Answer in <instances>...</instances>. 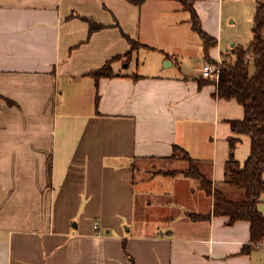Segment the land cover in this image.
<instances>
[{
    "label": "crops",
    "instance_id": "1",
    "mask_svg": "<svg viewBox=\"0 0 264 264\" xmlns=\"http://www.w3.org/2000/svg\"><path fill=\"white\" fill-rule=\"evenodd\" d=\"M257 1L197 0L194 9L219 44L224 7L253 24ZM128 39L139 44L129 59ZM114 57V76H90ZM203 58L177 0H0V184L9 183L0 199V264H264V240L241 252L249 222L212 215L199 184L181 198L176 188L188 177L167 173L184 168L164 166L181 162L171 157L177 146L215 188L243 197L224 182L227 139H240V164L249 154L248 137L229 127L243 110L214 97L216 86L199 85V69L183 64ZM137 175L171 180L167 195L155 189L136 207L147 193ZM258 211L264 216V195Z\"/></svg>",
    "mask_w": 264,
    "mask_h": 264
},
{
    "label": "trees",
    "instance_id": "2",
    "mask_svg": "<svg viewBox=\"0 0 264 264\" xmlns=\"http://www.w3.org/2000/svg\"><path fill=\"white\" fill-rule=\"evenodd\" d=\"M134 5H141L147 0H127ZM182 9L188 11L193 29L203 41L204 58L209 63L216 64L209 58L208 52L216 46V40L209 37L200 28V22L194 9L197 0H177ZM98 26L90 24V31ZM264 0H258L253 15L251 28L252 39L246 49L234 46L230 54L223 55L220 72L217 80L199 79V85L213 83L216 86L214 97L225 100H235L243 110L239 120L229 121V127L234 135L246 136L249 139V154L247 159L240 164L233 157V151L239 138L231 136L227 139L229 145V159L225 165V183L240 190L243 197L240 200L230 199L223 191L215 188L213 183L206 178L196 166L188 153L175 146L173 153L179 151L188 163V167L181 171H172L167 174H183L185 177L199 180V188L213 199L211 214L225 216L228 223L247 221L250 224V245L242 249L248 253L251 246L264 240V216L258 211V204L264 195ZM130 51L124 56L129 59L131 51L139 44L131 39ZM225 56V57H224ZM120 57L107 61L99 69L90 73L94 79L110 78L114 76L111 63ZM252 61L253 72L250 73L249 63ZM172 153V155H173ZM171 155V157H172ZM209 215L190 214L193 219H207Z\"/></svg>",
    "mask_w": 264,
    "mask_h": 264
},
{
    "label": "rangeland",
    "instance_id": "3",
    "mask_svg": "<svg viewBox=\"0 0 264 264\" xmlns=\"http://www.w3.org/2000/svg\"><path fill=\"white\" fill-rule=\"evenodd\" d=\"M235 18L237 21L236 23H230V21H233V18ZM248 21L246 23V17L243 15H240V13H231V11L227 8V7H224V10H223V28H222V39L221 41L219 42V44L217 45V47H213L212 49H210L209 51V58H217V51L220 50L221 52L225 53L223 55H226V54H230V50L228 51V49L232 48L233 44H235V46L237 47H244L248 40L251 39L252 37V33H251V25H252V20H251V17L249 16V18H247ZM173 32V31H172ZM190 35H195L196 37V34H194V32L189 28L188 26V30H187V36H188V40H190ZM180 36H183L182 33H180ZM240 36H242V38H244L243 40L240 38ZM168 36L165 35V33L163 34V38L161 37V41H165L167 42V39ZM233 49V48H232ZM231 49V50H232ZM150 57H151V53L148 54V62L150 61ZM225 57V56H224ZM180 59V57H178ZM144 61V56L143 54H141V56L139 57V63L141 66L142 63ZM199 60H194V61H190V60H184L183 59V64L184 66L188 69V68H192L193 67V73H197V69L200 68V65L203 63V62H209L207 60H205L204 58L202 60H200L201 62L198 63ZM223 61V58L220 59V62ZM169 62V61H168ZM218 63V61H217ZM150 64V63H149ZM163 65L165 64L162 63ZM140 69V68H139ZM249 70H250V73L253 72V66H252V61L250 60V63H249ZM211 81V80H210ZM0 142L2 143V139H0ZM172 159H175V160H179L181 162H171V163H167L165 164L164 166H167L166 168H187L188 167V163L187 161L185 160V158H183V154L180 153L179 151H175L172 155ZM196 163V166L199 167V165H197V161L195 162ZM145 164H149V163H145ZM154 165H158L157 163H152ZM141 164L138 162V167L140 168ZM147 168H150V166H146ZM140 169H143V168H140ZM136 174H137V171H136ZM0 175L2 176L3 173H0ZM6 175V182H9L10 179H11V173L10 172H7L5 173ZM136 177H138L139 179L137 180L138 181V185L139 187H144L147 191L146 193V196L145 194L144 195H141V197L138 198L137 200V206H139L141 200L143 198H146L148 199L149 201L153 200V197H154V190L155 189H158L159 190V194L157 197L159 198H163L162 196L164 195H167L165 190H166V186H167V183H171V180H163L165 178H162L160 176H157L156 179L154 180H150L147 181V180H142L141 179V175H137ZM181 180V179H179ZM182 181V180H181ZM184 184L180 183L179 184V187L176 188V191L179 193L180 197H188L190 194H191V191L193 192H196L197 191V185L199 184V180L198 179H194V178H187L186 180H184ZM9 183H6V185L4 183H1L0 184V199H2L4 197V193L5 191H7V187H8ZM12 184H10L11 186ZM200 193V192H198ZM166 198V196H165ZM164 198V199H165ZM164 199H160L162 201H164ZM75 221V220H74ZM74 221H73V224H74ZM153 222H161L158 218H154L153 219Z\"/></svg>",
    "mask_w": 264,
    "mask_h": 264
},
{
    "label": "built area",
    "instance_id": "4",
    "mask_svg": "<svg viewBox=\"0 0 264 264\" xmlns=\"http://www.w3.org/2000/svg\"><path fill=\"white\" fill-rule=\"evenodd\" d=\"M220 64V61H218L216 64L203 62L199 68L200 77L203 79L217 80L220 72ZM93 228H98L97 223L93 225Z\"/></svg>",
    "mask_w": 264,
    "mask_h": 264
}]
</instances>
